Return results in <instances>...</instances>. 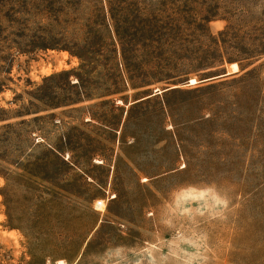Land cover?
<instances>
[{
    "label": "rangeland",
    "instance_id": "rangeland-1",
    "mask_svg": "<svg viewBox=\"0 0 264 264\" xmlns=\"http://www.w3.org/2000/svg\"><path fill=\"white\" fill-rule=\"evenodd\" d=\"M59 262L264 264V0H0V264Z\"/></svg>",
    "mask_w": 264,
    "mask_h": 264
},
{
    "label": "water",
    "instance_id": "water-1",
    "mask_svg": "<svg viewBox=\"0 0 264 264\" xmlns=\"http://www.w3.org/2000/svg\"><path fill=\"white\" fill-rule=\"evenodd\" d=\"M225 75H227L226 72L222 73V74H219V75L203 78V79H201V81H207V80H211V79H214V78H220V77H223ZM169 89H170V87H165V88H163L161 90L160 89H155L151 94H154V93L159 94V93H161L163 91H166V90H169Z\"/></svg>",
    "mask_w": 264,
    "mask_h": 264
},
{
    "label": "bare ground",
    "instance_id": "bare-ground-1",
    "mask_svg": "<svg viewBox=\"0 0 264 264\" xmlns=\"http://www.w3.org/2000/svg\"><path fill=\"white\" fill-rule=\"evenodd\" d=\"M231 71H228V73H230ZM171 88V87H170ZM154 94H156V93H154ZM153 95V94H152ZM58 264H63L62 262H59Z\"/></svg>",
    "mask_w": 264,
    "mask_h": 264
}]
</instances>
